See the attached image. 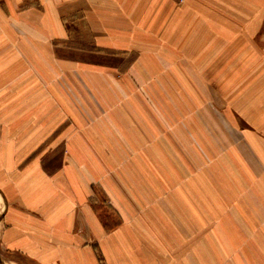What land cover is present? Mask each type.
<instances>
[{
  "label": "crops",
  "instance_id": "crops-1",
  "mask_svg": "<svg viewBox=\"0 0 264 264\" xmlns=\"http://www.w3.org/2000/svg\"><path fill=\"white\" fill-rule=\"evenodd\" d=\"M2 8L0 264H264V0Z\"/></svg>",
  "mask_w": 264,
  "mask_h": 264
},
{
  "label": "rangeland",
  "instance_id": "rangeland-1",
  "mask_svg": "<svg viewBox=\"0 0 264 264\" xmlns=\"http://www.w3.org/2000/svg\"><path fill=\"white\" fill-rule=\"evenodd\" d=\"M5 2V0H0V6L3 7V3ZM0 7V61L5 57L6 54H10L11 52L16 53L21 51V43L20 41H18V38L21 37L20 36V31L18 29V26L21 23V18L19 17V10H6L5 8ZM19 15V16H18ZM20 27V26H19ZM19 35V36H18ZM24 60V63H22L21 61ZM29 64L30 67H34V63L33 61H28V59H20L19 62L15 63L18 65H22V64ZM27 64V65H28ZM31 71H35L34 68H30ZM34 78H37L36 74H30L29 76V81H34ZM20 79V78H19ZM19 82L14 83V89L11 90V93L13 94V98H15L18 93L21 91V87H22V82L21 80H17ZM36 81V80H35ZM47 98V97H46ZM49 99V98H48ZM50 101V100H49ZM18 102V101H16ZM15 104L13 106H10V111L9 113H21V111L23 109L26 108V106H22L21 104ZM7 107L5 106H0V114H3L5 112V109ZM33 107H30V109H32ZM47 113L52 114L55 111V108L52 106H47L46 107ZM177 123V122H176ZM47 126L51 123H46ZM52 143V140H51ZM136 172V171H135ZM193 173V171L191 170L190 173ZM137 176V174H136ZM142 176L143 175H139ZM2 206V203L0 201V207Z\"/></svg>",
  "mask_w": 264,
  "mask_h": 264
}]
</instances>
